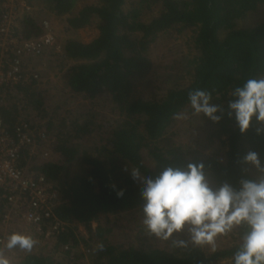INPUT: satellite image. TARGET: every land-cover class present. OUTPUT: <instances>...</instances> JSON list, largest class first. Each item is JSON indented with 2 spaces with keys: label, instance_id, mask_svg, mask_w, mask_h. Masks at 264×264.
I'll return each mask as SVG.
<instances>
[{
  "label": "trees",
  "instance_id": "1",
  "mask_svg": "<svg viewBox=\"0 0 264 264\" xmlns=\"http://www.w3.org/2000/svg\"><path fill=\"white\" fill-rule=\"evenodd\" d=\"M25 1L35 10L19 20L21 39L42 34V12L69 28L94 25L97 35L62 39L46 52L65 95L81 100L78 108L49 110V91L16 85L2 111L10 130L18 118L35 115L62 158L29 167L57 181L63 201L41 230L32 227L45 245L22 239L16 223L5 227L0 204L6 264H264V17L238 25L264 0ZM189 32L183 63L169 67L172 83L146 97L139 88L151 83V46ZM178 122L205 131L207 143L221 149L174 143L184 128L173 133ZM201 188L186 204L183 197ZM183 211L199 225L174 236ZM128 214L135 224L129 238L113 241L103 220ZM57 220L64 226L45 238ZM203 234L219 245L207 246Z\"/></svg>",
  "mask_w": 264,
  "mask_h": 264
},
{
  "label": "built area",
  "instance_id": "2",
  "mask_svg": "<svg viewBox=\"0 0 264 264\" xmlns=\"http://www.w3.org/2000/svg\"><path fill=\"white\" fill-rule=\"evenodd\" d=\"M34 10L25 0H0V204L5 208V227L24 223L39 231L63 201L57 181L29 167L52 158L54 138L37 126L35 115L18 118L10 130L2 113L10 107L9 96L18 93L16 85H36L47 91L49 79L63 85L60 70H51L46 57L60 41L53 17L40 13L43 32L37 37L21 39L16 32L21 17ZM62 226L64 222L57 220L45 238H52Z\"/></svg>",
  "mask_w": 264,
  "mask_h": 264
},
{
  "label": "rangeland",
  "instance_id": "3",
  "mask_svg": "<svg viewBox=\"0 0 264 264\" xmlns=\"http://www.w3.org/2000/svg\"><path fill=\"white\" fill-rule=\"evenodd\" d=\"M97 0H78V5H83L84 3H92L96 2ZM46 17V14H43V17ZM262 17H264V8L260 9L257 12L249 14L246 18H243L239 21L238 25L241 27H246L253 25L258 20H260ZM54 19V20H53ZM53 23L57 29L59 39H67V38H74L79 39L83 42L90 41L97 35V31L94 25L87 26L84 28L79 29H71L67 26L65 23V19H55L53 18ZM189 34H182V35H170L166 34L159 42L156 44H153L151 46L150 55L153 61V71L151 73V76L149 77L151 83L150 85H142L139 90L144 93L146 97H151L152 95L156 93L164 92L166 87L169 86L170 83H172V77H169L170 74H172V69L170 70L169 67H171L174 64V61L179 60L183 63V57L188 54L187 48L185 47V41L189 38ZM181 64H176L175 67L179 66ZM59 70V69H58ZM176 72V70H174ZM56 80L49 79L48 80V86H49V92L50 96L48 101L46 102L47 106L49 107V110H52L55 106H60L61 111H72L75 106L78 108V104H80L81 100L76 98L73 95H65L66 89L61 84L58 86L56 83ZM148 86V87H146ZM163 87V88H162ZM24 108L22 105L20 106V109L22 110ZM183 131L181 135L175 134L173 142L176 144H181L184 147H197L201 151H204L205 153H213L216 149H221L220 143L215 142L213 144L207 143V135L205 134V131H197L194 133L193 131L185 130L187 129V124L184 125L183 122H178L174 128H172V132H176L178 128L181 129L183 127ZM172 133V134H173ZM171 134V136H172ZM226 150V145L223 146ZM54 150V148H52ZM62 161L61 156L55 152V154L52 156V158L49 160V162L53 163H60ZM46 162H43L44 164ZM203 189H199L195 193H188L183 198L186 204L189 203L190 200L193 199V197H199L202 194ZM189 200V201H188ZM176 208V206H174ZM194 215H189L188 212L183 211L180 212L178 215V219H176V223H173V230L171 231L172 235L176 236L181 233H193L197 230V226L199 225L198 221L195 219L196 217H193ZM127 218L132 217V214H128L127 216H110L106 218V220H103V224L106 226H109L112 228L111 232V239L115 242H123V240H127L130 236L131 230L129 229V226H134L135 224L133 222H129L126 220ZM108 221V222H107ZM134 224V225H131ZM93 228H96L97 222H93ZM16 227H18L20 231V237L22 239L26 240L29 244H31L32 239L35 241H40V246L45 245L48 241H44L43 239L38 238V236L35 234V232L32 230V227L27 226L24 223H18L16 224ZM202 228H205L203 226ZM81 232L86 235V232L83 227L80 228ZM138 234V233H137ZM140 235V234H139ZM84 238H87V235L84 236ZM201 240L206 242V245L211 246H218L219 242H215L214 238L211 236H206L203 234L201 236ZM42 249V248H39ZM81 252H84L85 254H88L89 250L84 244V242L81 241V246L79 249ZM10 259V256L0 255V264H6ZM14 259V258H13ZM219 264H228L227 261L220 262Z\"/></svg>",
  "mask_w": 264,
  "mask_h": 264
},
{
  "label": "clouds",
  "instance_id": "4",
  "mask_svg": "<svg viewBox=\"0 0 264 264\" xmlns=\"http://www.w3.org/2000/svg\"><path fill=\"white\" fill-rule=\"evenodd\" d=\"M71 29H73V28H71Z\"/></svg>",
  "mask_w": 264,
  "mask_h": 264
}]
</instances>
